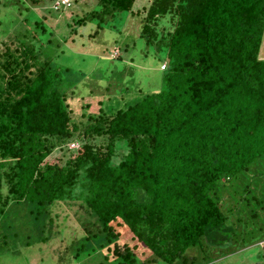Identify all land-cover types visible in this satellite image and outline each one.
Instances as JSON below:
<instances>
[{"label":"trees","instance_id":"trees-1","mask_svg":"<svg viewBox=\"0 0 264 264\" xmlns=\"http://www.w3.org/2000/svg\"><path fill=\"white\" fill-rule=\"evenodd\" d=\"M89 18L138 20L141 53H165L162 84L78 97L41 20L0 43V255L61 232L60 202L78 264L264 258V0H98Z\"/></svg>","mask_w":264,"mask_h":264},{"label":"rangeland","instance_id":"rangeland-1","mask_svg":"<svg viewBox=\"0 0 264 264\" xmlns=\"http://www.w3.org/2000/svg\"><path fill=\"white\" fill-rule=\"evenodd\" d=\"M53 2L54 0H0V43L12 39L15 41L13 36L16 30L32 28L38 19L43 22L48 32H51L48 36L52 38V44L56 43L54 46L59 45L62 48L63 52L59 56H54L53 60L67 68L66 82L73 88H79L76 92L78 97L93 88L103 90L108 84L113 85L110 88L113 92L117 89L114 87L117 84L121 89L126 86L130 91L140 88L144 92L160 87L163 77L161 69L167 63L162 62L165 53L163 51L147 55L141 53L142 43L140 39L134 37L138 33V20L132 18L131 22L127 20L122 25L112 20L99 29L95 19L77 22V19L96 7L98 0H71V6L62 9H55ZM158 27L166 34L172 29L171 19H163ZM153 50L156 51L154 45ZM96 95L101 93L96 91L94 97ZM89 98L90 96L86 95L85 99ZM74 114L80 119L79 112ZM92 141L94 144L106 143V139L102 137L94 138ZM77 143L71 141L68 147L74 148ZM57 150L47 158L48 161H55L59 156ZM68 208L60 202L54 208L59 214L58 229L61 228L62 231L55 233L49 242L33 244L30 247L23 246L18 254L2 253L0 264H78L70 250L73 248L72 241L79 238L82 229L76 225L73 211ZM113 227L119 232L120 240L125 242L130 240L124 235L126 228L120 226L118 221L113 222ZM99 250L103 256H107V262L110 263L111 257L106 247ZM133 252L140 260L146 259L148 255L143 246L136 247ZM213 264H264V258L256 249L249 248L220 258Z\"/></svg>","mask_w":264,"mask_h":264},{"label":"built area","instance_id":"built-area-1","mask_svg":"<svg viewBox=\"0 0 264 264\" xmlns=\"http://www.w3.org/2000/svg\"><path fill=\"white\" fill-rule=\"evenodd\" d=\"M69 6H71V0H54L53 2V7L55 9L67 8ZM71 146H74V144H72Z\"/></svg>","mask_w":264,"mask_h":264}]
</instances>
